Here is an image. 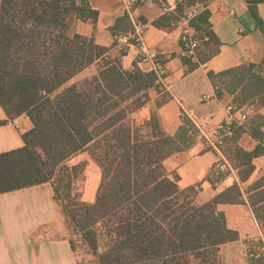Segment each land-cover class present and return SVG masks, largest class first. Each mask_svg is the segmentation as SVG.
<instances>
[{"label": "trees", "instance_id": "16d2710c", "mask_svg": "<svg viewBox=\"0 0 264 264\" xmlns=\"http://www.w3.org/2000/svg\"><path fill=\"white\" fill-rule=\"evenodd\" d=\"M209 1L185 0L172 13L177 24L201 5L191 21L201 40V62L221 49ZM248 2L264 35L258 11L264 0ZM98 18V11L77 0H0V106L9 119L26 114L34 125L23 135L22 148L0 154V194L51 183L69 229L80 236L95 264H221L219 247L238 240L239 233L228 228L218 206L243 203L240 186L235 183L204 204L194 202V188L180 189L179 176L164 167L181 150L177 139L162 130L156 112L144 124L132 118L149 102L150 89H161L156 76L136 66L123 69L125 52L109 55L111 48L76 31L78 21L96 25ZM165 19L154 24L161 26ZM95 63H100L95 75L73 82ZM209 75L231 76L229 89L243 86L247 96L260 97L264 105V59L247 71ZM242 128L226 146L234 143L233 156L227 154L244 168V182L254 172L253 160L264 154V117L251 123L259 141L251 152L236 144ZM85 151L102 175L93 203L84 202L75 189L86 162L68 165ZM58 173L66 179L55 182ZM67 239L76 255L74 240ZM249 251V264H264V247L258 257Z\"/></svg>", "mask_w": 264, "mask_h": 264}, {"label": "crops", "instance_id": "0c3cea01", "mask_svg": "<svg viewBox=\"0 0 264 264\" xmlns=\"http://www.w3.org/2000/svg\"><path fill=\"white\" fill-rule=\"evenodd\" d=\"M77 1L99 12L96 25L83 21L76 23V31L83 36L94 37L98 45L112 49L116 34L133 30L122 0ZM164 1L137 0L134 11L144 26L145 44L152 53L165 59L167 83H171L173 89L170 93L164 92L162 88L150 89L149 102L132 118L136 123L144 124L150 120L153 112L157 113L162 130L176 138L181 147L179 152L164 161V167L168 173L179 176L180 189L201 186L198 194L200 204L211 201L235 183L240 186L243 203L218 206L226 215L228 228L239 233L238 240L219 247L218 257L221 264H249V248L253 247L258 257L264 247V215L261 216L258 209L264 204V154L253 160L254 172L243 182L240 171L244 168L237 161L238 165H235L229 159L228 154L233 156L234 144L229 142L224 150L229 166L215 173L217 156L213 151L196 144V131L183 120L181 104L195 111L199 117L210 116L213 124L226 116L229 104L249 108L252 117L238 132L236 144L248 152L255 150L259 141L251 134L250 127L257 117H264L261 98L247 96L243 86L229 89L232 79L229 75L213 79L209 73L217 75L228 70L247 71L251 64L258 66L264 59V35L248 0H211L207 4L212 13L213 30L221 41V49L206 62H201L203 55L199 56L198 53L199 63H191L182 55L181 30L172 20L173 14L163 12ZM177 1L183 3L185 0ZM258 11L264 20V3L258 5ZM165 17V23L161 26L154 24ZM135 58L136 50L128 49L121 59L123 69L132 70L136 66L145 73H153L151 63L136 62ZM192 64L197 66L191 68ZM87 71L88 68L73 82L78 77L92 76ZM217 85L220 86L219 91ZM164 99L166 102L157 107V102ZM15 119L18 125L13 124V119H9L0 106V154L22 148L25 145L23 135L34 127L26 114ZM71 162H86L88 167L96 168L97 175L102 179L101 169L87 151L73 157ZM222 174L223 177L220 176ZM210 178L215 180L214 184ZM59 218V206L49 182L0 194V264H78L66 237L36 238L44 230L57 227Z\"/></svg>", "mask_w": 264, "mask_h": 264}, {"label": "built area", "instance_id": "2783aa9c", "mask_svg": "<svg viewBox=\"0 0 264 264\" xmlns=\"http://www.w3.org/2000/svg\"><path fill=\"white\" fill-rule=\"evenodd\" d=\"M137 0H122L126 15L129 17L133 30L128 33H119L115 35V44L109 55L119 56L122 52L127 54L128 49L136 50V62H149L152 64V72L156 76V84L170 93L173 89L171 83H167L168 71L164 57L152 53L144 42V26L135 15L134 7ZM163 3V12L165 14L176 13L178 7L177 0H166ZM201 11V5L197 4L189 9L186 14L177 22L181 30L180 42L182 55L191 63H199L198 50L201 46V40L196 31L191 26V21ZM207 40V38L205 39ZM206 99L207 97H203ZM251 111L249 108H238L234 104L227 106L226 116L213 124L210 116L199 117V115L181 104V116L183 120L191 123L196 131L195 142L203 148L213 151L217 156L215 164V173H219L225 166H229L226 159L224 148L229 139L233 138L239 128L245 127L250 122ZM14 125H18V120H12ZM193 195L201 191V186L193 187Z\"/></svg>", "mask_w": 264, "mask_h": 264}, {"label": "rangeland", "instance_id": "374dc122", "mask_svg": "<svg viewBox=\"0 0 264 264\" xmlns=\"http://www.w3.org/2000/svg\"><path fill=\"white\" fill-rule=\"evenodd\" d=\"M99 70H100V63H95L88 68L87 73H91V75L93 76V74L95 75ZM92 76H90V77H92ZM86 78H88V77H78L75 81L80 83ZM251 117H252V115H250V118ZM137 124L140 125V123H138V122H137ZM71 164H76V162H71ZM71 164H68V165L71 166ZM64 175L65 174L58 173L56 178H55V182H57L61 178L66 179V177H64ZM100 183H101V177H99L97 175L96 168H93V167L90 168L87 165L84 167V171L82 173H80V175L78 177V181L76 182V188H75L76 193L80 194L81 199L84 202L93 203L96 199V195H97V191H98V187H99ZM65 184L66 183L64 182L63 185H65ZM198 194L195 195V197H194L195 198L194 202L196 204H200L199 200H198ZM63 195H64V193H63ZM258 199H259V197H258ZM258 209L262 213L261 216L264 215V204L258 206ZM59 212H60V218H59V222L57 224L58 226L53 228V229L51 228V229L44 230L43 231L44 233H39V235H37L36 238H41L42 236H44L46 238H53V237H59V236H63L66 238H72L74 240L76 248H77L76 255H77V258H78V261L80 262V264H95L92 256H90L89 254L86 253V250H85L84 246L82 245L80 236L78 234L74 233L72 229H69V226L67 224L66 218L64 216V213L62 212L61 207H59ZM262 218L264 221V217H262ZM252 249H254V248L252 247Z\"/></svg>", "mask_w": 264, "mask_h": 264}]
</instances>
